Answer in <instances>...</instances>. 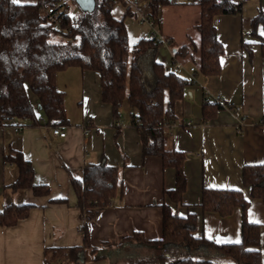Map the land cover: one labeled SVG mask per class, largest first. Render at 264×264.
Segmentation results:
<instances>
[{
    "label": "crops",
    "instance_id": "obj_1",
    "mask_svg": "<svg viewBox=\"0 0 264 264\" xmlns=\"http://www.w3.org/2000/svg\"><path fill=\"white\" fill-rule=\"evenodd\" d=\"M38 1L19 0V3ZM150 1L119 0L112 8L116 18L125 19L129 41L134 44L151 31L148 23L138 19V13L147 10L145 5ZM171 1L160 11L157 30L165 41L158 47L155 58L168 70L193 80L177 103L176 119L166 129V147L186 154L184 204L174 205V209L181 215L197 212L199 230L210 239L219 243L239 242L241 207L223 216L215 211H202L199 203L204 187L242 189L249 195V188L243 184V167L264 163V56L259 43L264 36V19L257 23L255 30L252 23L255 16L264 14V1L255 0V12L246 13L248 0H235L242 3L240 13L214 16L217 35L224 46L221 71L217 74L199 71L196 49L201 40L196 27L201 17L199 0ZM182 46H188L189 53L176 55ZM177 62L183 67L178 69ZM192 66L196 67L194 72L190 71ZM73 85L71 99L80 106L81 119L73 121L67 114L69 123L60 125L67 133L65 137L53 133V126L46 122L38 97L30 88V100L43 122L38 125L29 124V120H24L25 125L18 122L22 127L19 131L15 130L17 125H0V210L11 203L32 206L28 217L13 226L0 227V264H45L46 247L83 244L84 220L72 177L82 179L84 165L89 161L104 160L108 165L117 166L121 192L88 222L91 244L101 247L105 257L96 260L90 253L85 264H126L132 255L125 254L123 260L117 257L121 256V249L132 246L154 251L152 255L159 251L149 245L130 244L121 249L118 245L135 231L143 232L149 239L162 236V201L165 189L176 185L175 168L165 167L160 156L143 155L140 134L130 124L129 104L123 105L127 104L125 111L129 114H124L122 107L120 118H116L112 105L102 100L98 71L70 66L58 72L57 86L65 91V107ZM206 96L231 106H223L215 115L205 117ZM235 106L241 107L240 118L234 113ZM212 110H207L209 115ZM87 124L92 126L91 134L85 133ZM14 149L22 150L31 161L35 182L47 185V194H36L32 188L13 190L10 186L18 176V168L5 155ZM248 219L261 226L264 264L262 199H250ZM137 255L134 257H150L144 253ZM214 259L219 264H234L231 257L221 254H215Z\"/></svg>",
    "mask_w": 264,
    "mask_h": 264
},
{
    "label": "trees",
    "instance_id": "obj_2",
    "mask_svg": "<svg viewBox=\"0 0 264 264\" xmlns=\"http://www.w3.org/2000/svg\"><path fill=\"white\" fill-rule=\"evenodd\" d=\"M62 1L13 3V0H0V125L14 126L18 122L25 125L24 120H29L31 125L43 122L30 100L29 88L37 95L46 122L52 126L69 123L65 91L57 86L58 72L70 66L98 71L102 100L112 105L116 118H120L123 105L129 104L130 124L140 134L143 155L160 156L165 167H174L176 171V185L165 189L162 201V236L149 239L143 232L135 231L118 245L119 249L130 244L149 245L159 251L152 257H131L126 264H219L212 258L214 254L231 257L236 264H262L261 226L248 219V208L252 198L264 202V163L243 167V184L249 188V195L242 189L203 188L199 203L202 211H215L223 216L232 214L237 207L243 211L239 242L219 243L207 237L199 230L197 212L181 215L174 209V205L184 204L186 154L166 147L167 125L176 119L177 103L193 80L168 70L156 60L162 40L143 37L131 50L125 19H118L112 13L119 0H96L93 11L80 10L77 14H71ZM54 2L61 3V25L43 8ZM171 3V0H151L147 11L159 23L161 8ZM198 5L201 14L196 26L201 36L196 46L199 71L217 74L221 71L224 46L218 38L214 16L240 13L242 3L199 0ZM263 19V13L255 16L254 30ZM57 35L61 38H56ZM259 43L264 56V36ZM187 53L189 47L182 46L176 55ZM222 107L218 100L206 96L205 117L215 115ZM209 108L213 109L210 115ZM5 159L18 168V176L10 185L13 190L32 188L36 194L49 192L47 185L35 182L34 167L22 150L14 149ZM72 184L84 220L83 244L46 247L45 264H85L87 251L94 254L96 260L105 257L101 247L91 244L88 222L121 192L119 169L104 160L89 161L84 165L83 178L72 177ZM31 207L26 203L5 206L0 210V227L13 226L28 217Z\"/></svg>",
    "mask_w": 264,
    "mask_h": 264
},
{
    "label": "built area",
    "instance_id": "obj_3",
    "mask_svg": "<svg viewBox=\"0 0 264 264\" xmlns=\"http://www.w3.org/2000/svg\"><path fill=\"white\" fill-rule=\"evenodd\" d=\"M60 6H61V3L60 2H54V3L50 4V5H47V6L43 7L44 10L47 13L50 14L51 19L53 21H55L56 24H58V25H61V23H62V18L59 15ZM145 6L148 9L149 4H147ZM138 19L141 22L148 23L149 26L151 27V31L146 35V38H148V39H155V40H162L163 42L165 41V39H163L162 37H160L158 35V30H157V24L158 23L155 22V20L149 15V13H148V11L146 9L145 10H142V11H140L138 13ZM175 65H176V67L178 69H180V68L183 67V64L181 62H177V63H175ZM195 70H196V67L195 66L190 67V71L191 72H194ZM218 101L224 107H230V105L228 103H226L225 101H223V100H218ZM233 110H234V113L236 114V116L238 118H240L241 117V107L240 106H235V107H233ZM189 124H191V122H189ZM21 128H22L21 126L17 125L15 127V130L16 131H19ZM92 131H93L92 126L90 124H87L85 126V133L86 134H91ZM53 133L55 135H58V136H61V137H65L67 135L66 131L64 129H62V127L60 125L53 126ZM201 150L203 151L204 148H202Z\"/></svg>",
    "mask_w": 264,
    "mask_h": 264
},
{
    "label": "rangeland",
    "instance_id": "obj_4",
    "mask_svg": "<svg viewBox=\"0 0 264 264\" xmlns=\"http://www.w3.org/2000/svg\"><path fill=\"white\" fill-rule=\"evenodd\" d=\"M62 2H66L67 6H68V11L71 13V14H77L79 11H80V7L79 5L77 4L76 0H63ZM247 5H245V11L246 13H249V12H255V8H256V2L255 0H248ZM253 5L255 6V8H253ZM168 23V22H167ZM170 25V22L168 23V26ZM56 38H61L60 35H57ZM133 47H134V43L130 41V48L131 50H133ZM75 91V85H73L68 93V99L66 100V108H67V114H68V117L71 118L73 121L75 120H79L81 119V110L79 109L80 106H78L75 101H73L72 99L74 98L73 97V93ZM72 98V99H71ZM127 104L125 106H123V110L125 111L127 109ZM122 110V112H123ZM128 113V111L124 112V114ZM129 114V113H128ZM145 246V245H144ZM153 252L154 251H148L146 249H143V248H140V247H134L132 246V248H125L124 250L121 249V256H118L117 259L118 260H123V258H125L126 256H124L125 254L128 255V256H131L134 257V256H138L137 254H146L147 256H150L152 257L153 255ZM155 253H157V250L155 251ZM90 252L87 251V254L86 255H89ZM212 258L214 259L215 258V254L212 256ZM129 259V258H128ZM215 260V259H214ZM218 259H216L215 261H217ZM232 262L234 264H236V261H234L232 259ZM219 263V262H218ZM222 264V263H220Z\"/></svg>",
    "mask_w": 264,
    "mask_h": 264
},
{
    "label": "water",
    "instance_id": "obj_5",
    "mask_svg": "<svg viewBox=\"0 0 264 264\" xmlns=\"http://www.w3.org/2000/svg\"><path fill=\"white\" fill-rule=\"evenodd\" d=\"M83 11H93L96 7V0H76Z\"/></svg>",
    "mask_w": 264,
    "mask_h": 264
},
{
    "label": "snow or ice",
    "instance_id": "obj_6",
    "mask_svg": "<svg viewBox=\"0 0 264 264\" xmlns=\"http://www.w3.org/2000/svg\"><path fill=\"white\" fill-rule=\"evenodd\" d=\"M19 2V0H13V3H18Z\"/></svg>",
    "mask_w": 264,
    "mask_h": 264
}]
</instances>
